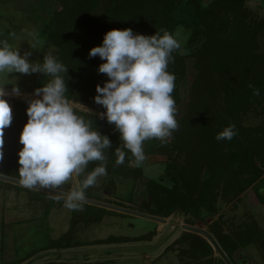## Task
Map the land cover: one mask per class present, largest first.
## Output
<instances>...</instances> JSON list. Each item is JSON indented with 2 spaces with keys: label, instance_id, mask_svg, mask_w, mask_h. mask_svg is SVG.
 <instances>
[{
  "label": "rangeland",
  "instance_id": "rangeland-1",
  "mask_svg": "<svg viewBox=\"0 0 264 264\" xmlns=\"http://www.w3.org/2000/svg\"><path fill=\"white\" fill-rule=\"evenodd\" d=\"M214 1L215 0H203L202 10H208ZM66 2L70 8H73V11L69 14L73 15L76 19L72 26L74 31L76 30L75 26L79 25L82 18L85 20L83 22L84 26H87L90 30H94L96 34L102 37H104L108 31L115 29V27L112 29L110 27L104 28L107 26L106 24L112 20L110 18L114 9H116V7H112V4H109V0H99L96 7L86 12H83L82 9H76L72 0H66ZM142 3L143 2L140 4ZM147 3L148 8H150L151 3L148 1ZM64 5L66 4L63 3L62 0H0V39L7 40L14 48L19 47L21 55L30 52L31 55L28 57L30 62L39 61L42 63L44 55H51L64 64V60L67 58L66 55H61L60 48L52 43L51 36H49V34H52L55 30V26L52 23L54 15L58 12L62 13L65 9ZM137 6L138 7L135 8L136 11H132L129 17H125L116 29L123 30L130 28L134 34H150L153 30L152 25L151 27L145 26L147 22L142 19V14L144 12L142 13L141 8H139L140 5ZM196 7V3L191 2V0H183L179 11L176 13L179 27L174 31L173 36L176 37L181 44L180 49L177 50L178 53L187 58V71L184 81L179 88L180 101L175 114V119L178 123L182 121L185 116H188L191 110L190 105L194 99H197L196 96L198 92L203 93V86L198 83L200 73L196 67L197 57L195 54L202 48L206 39L204 35L201 34L197 41L189 44V40L192 38L196 25L202 21V17ZM246 7L252 12L253 19L264 20V0H247ZM133 14L134 17H136L135 19H132ZM158 19L160 22L163 21L162 17ZM149 27L151 28L150 31H148V29H150ZM201 28L204 29L203 27ZM32 31L36 34V49L31 47L30 43H33V40L27 35V32ZM45 31H47V34H44ZM80 31L79 36L82 40V45L87 44L88 46L91 40L90 35H88L87 31L84 29ZM261 34L262 35L259 36L257 40L256 53L260 56H264V32ZM102 41L103 39H101L97 46L102 45ZM88 58L91 63L85 60L81 68H79L83 76L82 80L78 83L79 91H82L81 94L86 98H88L87 96L91 90L94 89L92 85L95 83V77L104 76L102 73L98 72V68L100 64L105 62L101 60L99 56H97L95 60L90 56ZM93 70L94 74L92 73ZM39 77L42 78V81L46 84L51 79V77L43 76L40 73L30 75L13 73L9 75V80L4 81L5 83H9L5 85L6 96L4 98L11 107L12 117L15 114L13 101L28 103L30 100L40 98L35 95V82ZM98 82L97 84L95 83L96 86L99 84ZM14 86L20 89V95L13 93L12 89ZM222 97L224 98V94H221V98ZM69 101L73 104L76 111L84 115L83 118L86 121H88L87 116L100 118V114L103 112L94 108L87 102H79L78 100L72 99H69ZM220 104L223 105V102L220 101ZM242 117L244 118L242 120V125L244 127L260 130L258 135L256 133L253 134V138H256V136H264V103L251 107L247 114ZM104 120H106V118ZM23 124L24 123L18 126L20 132H22L25 126V124ZM177 132L178 128L173 131L166 143H162L158 139L145 141L143 145L145 159L139 165L136 164L135 159L131 161L126 157L124 164L115 167L117 156L114 152L118 147L116 146L113 149H109L114 152L113 154L106 155V158L110 156V160L108 159V162L106 161L105 163L107 174L99 177L96 184L86 190V198L133 210L141 214L159 217L160 209L157 203L153 202L150 185L152 182H156L168 189L174 188L175 182L169 180L168 177V167L170 166L168 164V162H170L169 159L174 157L177 168L181 169L185 166L184 162L186 158L183 154L178 153V151L174 152L172 149L173 144L178 140ZM243 141H246V139ZM196 144L197 143H193L194 149H196ZM256 164L264 172V164H260L258 160H256ZM114 170H117V172H114ZM88 173L90 172L85 171V173L77 177V179L74 176L64 183L63 186L61 185L55 190L63 192L68 191V189L72 190L74 186L83 181L81 177H85ZM177 175L176 171L170 174L172 178H175ZM202 176H204V173ZM2 183L1 186L3 188L0 189V264H6L5 258L1 252L2 250L5 252V232L7 228H10H6V224L9 221H7L5 217H10L13 212L15 213L13 216L15 221H34L32 224L29 222L21 224L22 227L20 228L18 239L23 237L25 243L21 245H19L18 242L15 243L19 248L21 246L17 251L14 250L16 251L15 257L17 259L19 258L17 262L20 261L24 264H45L52 261H60V264H94L95 262H97L95 264H107V256L112 251L109 250L111 246L108 244L115 245L116 252H118L115 257L117 260L115 264H148L142 262V257L145 255L143 251L148 252L146 250L154 248L158 250L160 247L163 248L170 244L172 240L175 239L173 237L174 234L166 231H170L172 228L173 230H183L181 226L189 225L188 223L195 224V227L204 229L208 232L210 228L218 225L223 234L226 235L232 234L234 228L237 230L242 228V231L245 229H250L252 232L255 230L257 231L254 227L256 223L259 228H264V202L260 201L258 196V193H261L264 197V175L255 184L253 183L247 187L246 191L239 197H226L220 192L217 204L218 211L213 217H207L206 214L202 213L203 217L201 216V219H197L193 214L176 211L168 218L167 224L169 225L166 224V226L163 223L151 222L140 217L82 203L81 208L78 209V214L74 216L77 221L75 223L79 224L76 226L75 230L72 229V221L74 219L73 211L65 207V198L49 194L44 195V193L39 194V192L37 194L35 191L24 190V188L18 187L16 188L17 191L20 190L29 193V195H27L28 199L22 196L19 199L16 198L18 200L14 199V201L9 197L12 196L10 192L8 193V191L14 187L6 185L7 183ZM35 196H37L38 199H44L43 197L47 196L50 200H48V202L46 201V204L43 202V204L40 205V202L36 200ZM57 208L64 211L52 214L51 211ZM66 210H68L71 218L68 213L66 214ZM80 225L81 227L79 228ZM66 227L68 230L64 231ZM78 228L79 230H77ZM156 228L165 229L155 232ZM40 234L45 237L40 239L35 237L40 236ZM158 235H160V237H157ZM31 238L33 239L32 243ZM183 238H185L184 235L178 242L181 244L187 243ZM36 239L38 240L35 241ZM150 240L153 243L151 247L148 244H144L145 242H150ZM125 241H128V243H125ZM44 242L47 243V246H57L61 245V243H68L72 247L68 249V251L63 249L57 256L56 252L51 253L48 252V250H39L37 253L28 251V249H34L35 247L43 245ZM131 242L137 244H132ZM118 245L120 246L118 247ZM245 249H248V251L252 253L251 256L249 254L248 256L252 259L251 262H253V264L255 262L257 264H264V253L261 254L264 247L261 248L256 244L243 248L241 251H243L244 255L246 254ZM152 253H154V251ZM118 254H124V256L130 254L134 255L125 259L126 257L117 256ZM155 255L156 254H153V256ZM170 256L172 258V255ZM227 256L230 257L233 264H237V262L234 261L235 255L232 256V254L228 252ZM28 257L31 258L26 260ZM175 259H177V257ZM193 259H196V257H193ZM201 259L202 257L199 256L196 262L202 261ZM172 261H174V259ZM219 264H225V262L220 259Z\"/></svg>",
  "mask_w": 264,
  "mask_h": 264
},
{
  "label": "trees",
  "instance_id": "trees-1",
  "mask_svg": "<svg viewBox=\"0 0 264 264\" xmlns=\"http://www.w3.org/2000/svg\"><path fill=\"white\" fill-rule=\"evenodd\" d=\"M62 1L66 4L64 5L65 9L62 13H55L52 21L55 26L54 34H49V36H51L52 43L60 48L61 55L67 57L64 64L68 68V73H62L68 86L66 98L87 102L104 112L105 109L96 104L94 98L97 95L95 83L97 84L99 81L98 85L103 86L108 80L105 74L95 77V83L92 85L94 89L91 90L88 98L81 94L82 91H79L78 87L83 76L79 68L85 60L91 63L88 60L89 51L99 45L103 37L84 26L83 18L79 25L75 26L76 30L74 31L72 26L76 19L69 14L73 8L67 5L66 0ZM98 1L72 0L76 9H82L83 12L92 10L98 5ZM147 1L151 3L150 8H148ZM182 1L109 0V4H112V7H116V9L110 18L112 20L104 28L115 27L116 29L122 20L129 17L131 12H134L138 7L137 5H140L139 8L142 13L144 12L142 19L147 22L145 26L151 27L152 25L153 29L146 36L155 35L156 32L162 35V29L173 35L179 27L176 13L179 11ZM141 2L143 3L140 4ZM191 2L196 3V9L200 13L202 21L196 25L189 44L197 41L201 34L206 39L202 48L195 54L197 57L196 67L200 73L198 83L203 86V93L198 92L197 99H194L190 105L191 110L188 116L178 123V140L173 144L172 149L174 152L178 151L183 154L186 158L185 166L181 169L177 168L174 157L169 159L168 177L169 180L175 182L174 188L168 189L156 182H152L150 185L153 202H156L160 209L158 216L164 219L170 218L176 211L193 214L197 219L203 217L202 213L207 217H213L218 211L220 192L226 197H239L247 187L255 184L264 175L263 170L256 164V160L260 164H264V136L253 138V134L258 135L260 130L246 128L242 125L244 119L242 116H245L251 107L264 103V56L256 53L257 40L264 32V20L253 19L252 12L246 7L247 0H215L208 10H202L203 0H191ZM161 17L163 18L162 22L158 19ZM135 18L133 14L132 19ZM83 29L91 37L88 46L87 44L82 45L79 36L80 30ZM150 30L151 28L148 29V31ZM44 34H47V31ZM172 56L173 61L169 63L168 71L175 75V89L172 96L177 109L180 101L179 88L187 71V58L180 55L178 51H174ZM92 73L94 74V70ZM43 85L46 83L39 77L35 82V90ZM255 90H259V96L254 94ZM221 94H224V98H221ZM220 101L223 102V105L220 104ZM13 102L15 114L10 126L4 129L3 134V159L0 160V175L20 180L18 153L23 146L19 142L21 132L18 126H21L22 123L25 124L28 120L26 114L28 103ZM76 112L77 115L84 116L78 111ZM87 118L92 123L93 130L108 136L112 142L111 149L122 146L123 142L120 141L114 124H109L107 120L94 116H87ZM230 125H235L237 133L233 139L217 141L215 138L217 134ZM242 139H246V141ZM193 143H197L196 149H194ZM108 151L105 150V157L114 152L109 149ZM125 152L128 160L132 161L134 159L132 154L126 149ZM109 157L107 156L104 162L89 163L85 171L91 172L101 163L108 162ZM117 166L116 164L115 167ZM175 171L178 175L172 178L170 174ZM203 173L204 176H202ZM84 178V176L81 177L82 180ZM1 183L0 189L3 188ZM6 185L18 188L11 184ZM258 196L260 201L264 202L261 193H258ZM72 211L74 218L79 210ZM75 222L77 221L74 218L72 221L74 230L79 225ZM188 224L195 226V224ZM256 224L254 227L257 231L254 232L250 229L242 231V228L238 230L234 228L232 234L226 235L216 225L209 229V233L217 240L227 255L230 252L232 256L237 257L238 254L243 253L241 251L243 248L256 244L261 248L264 247V228L261 229ZM196 237L197 240L201 239L199 236ZM201 242L213 255L212 246L206 240L202 239ZM71 247L68 243H61L57 246H48L46 249H69ZM262 253L264 250L261 251ZM210 262L208 260V264Z\"/></svg>",
  "mask_w": 264,
  "mask_h": 264
},
{
  "label": "clouds",
  "instance_id": "clouds-1",
  "mask_svg": "<svg viewBox=\"0 0 264 264\" xmlns=\"http://www.w3.org/2000/svg\"><path fill=\"white\" fill-rule=\"evenodd\" d=\"M161 32L162 35L156 32L146 36L134 34L130 28L113 29L104 35L102 45L89 51L90 57L99 56L105 61L99 65L98 72L106 74L108 80L103 86H96L94 100L105 109L100 118L115 125L123 142L115 149L117 165L124 164L125 149L139 165L145 159V141L158 139L166 143L178 128L172 96L175 75L168 71V66L181 44L167 30ZM27 35L33 40L31 47L36 49L35 32ZM30 55V52L21 55L19 47L0 39V160L4 129L13 118L11 107L4 99L5 85L9 83L4 81L13 73L51 77L46 85L35 90L40 98L28 102V120L19 137L23 147L18 153V172L23 187L54 190L74 176L84 174L89 163L104 162L105 150L111 149L112 142L108 136L93 130L90 121L77 115L66 98L68 86L62 73H68V68L51 55L45 56L42 63L30 62ZM12 91L19 94L20 89L14 86ZM254 94L259 96V90ZM236 134L235 125H230L215 138L230 141ZM106 174V164L101 163L66 194L65 207L80 209L86 190Z\"/></svg>",
  "mask_w": 264,
  "mask_h": 264
},
{
  "label": "crops",
  "instance_id": "crops-1",
  "mask_svg": "<svg viewBox=\"0 0 264 264\" xmlns=\"http://www.w3.org/2000/svg\"><path fill=\"white\" fill-rule=\"evenodd\" d=\"M76 179H77V177H76ZM24 190H30V189L24 188ZM31 191H34V190H31ZM70 191H71V189H68V191H66V192H70ZM9 192L12 195V196H9L11 200H14V199L18 200L22 196L23 197H27V199H28L27 195H29V193H27L26 191H20V190L17 191L16 188L15 189L12 188V189H10V191H8V193ZM35 192H37V194H38V191H35ZM39 194H43V193L39 192ZM45 194L46 193H44V195ZM37 196H39V195H37ZM37 196H35V198H36V200H38L40 202V205L43 204V202L46 204V201L48 202V200H50V198H47V196L43 197L44 199H40V198L38 199ZM16 198H18V199H16ZM31 199H32V197H31ZM61 211L62 210L57 208L56 210L51 211V213L55 214V212L58 213V212H61ZM67 213L69 214L68 210H66V214ZM14 215H15V213L13 212L10 215V217H8V216L5 217L6 220L9 221L6 224V228L10 227V228H7V231L5 232V234H6L5 235V238H6L5 252H4V250H2V252H1L2 255L5 258V263L6 264H15V263L18 264L20 262V261L17 262L19 260V258L17 259L15 257V255H16V251L18 249H20L21 246L19 248V246H17L15 243L18 242L19 245L25 243L23 237H20L18 239V237L20 235L19 231H20V228L22 227L21 224L28 223V222L32 224L34 222L33 220H28V221L22 220V222L21 221H15L14 218H13ZM69 216H70V214H69ZM70 218H71V216H70ZM18 222H20V223H18ZM7 225H9V226H7ZM167 225H169V224H167ZM80 227H81V225L79 226V228ZM79 228L77 230H79ZM162 229H165V228H156L155 232L162 231ZM66 230H68L67 227H66V229L64 231H66ZM166 232L174 234L173 237L175 239H173L170 244L166 245L163 248L160 247L158 250H156V248H154V249H151V250L150 249L146 250L148 252L143 251L145 255L144 256L142 255L143 256L142 257V262L148 263V264H178V263L179 264H208V260H209V262L211 261L209 264H219L221 258L216 254L214 249H213V255H211V252H209V249H207V247L204 246L203 242H201L202 239L205 240L203 237H201V236H199L197 234H193V233L184 231V230H173V228L170 229V231H166ZM172 234H170V235H172ZM190 234H192V235H190ZM183 235L186 238V239L183 238V240H185L187 243L181 244V243L178 242V240H180ZM193 235H195V236H193ZM152 236H154V235H152ZM196 236H199L201 239L197 240L198 238ZM35 237L40 239L42 237L44 238L45 236L40 234V236H35ZM157 237H160V235H158ZM38 239H36L35 241H37ZM149 239H151V238H149ZM32 242H33V239L31 238V243ZM125 243H128V241H125ZM151 243L152 242L150 240V242H145L144 244H148L151 247V245H153V243L152 244ZM132 244H137V243H132ZM108 245L111 246V248L109 250H112V251L107 256V264H113V263L115 264V263H117V260H116L115 257H116V254L118 252H116L115 245H111V244H108ZM139 245H143V244H139ZM119 246L120 245H118V247ZM47 247H48L47 243L44 242L43 245H41L39 247H35L34 249H30V250L28 249V251H30L31 253H34V252L37 253V252H39V250L40 251L47 250L46 249ZM14 250H16V251H14ZM21 250H23V249H21ZM62 250L63 249H51V250H48V252H51V253L52 252H56V256H57L59 254V252L62 251ZM66 250L68 251V249H66ZM153 251H154V253H152ZM245 251H246L245 255H244V253H240V254L237 255V257L234 258L235 262H237V264H253V262H251L252 259H250V257L248 256V254L251 256L252 253L249 252L248 249H245ZM141 252H142V250H141ZM153 254H156V255L153 256ZM169 254L172 255V258H171V256ZM132 255H134V254L125 255V256H124V254H118L117 256H122V257L124 256V257H126L125 259H127V257L132 256ZM199 256H202L203 259H202V261L196 262L195 260ZM176 257H177V259H175ZM193 257H196V259H193ZM29 258H31V257H28L26 260H28ZM170 259H172V260L174 259V261H172ZM52 262H47L45 264H60L61 263L60 261H52ZM21 263H23V262H20L19 264H21ZM95 263H97V262H95ZM254 264H257V263L255 262Z\"/></svg>",
  "mask_w": 264,
  "mask_h": 264
},
{
  "label": "water",
  "instance_id": "water-1",
  "mask_svg": "<svg viewBox=\"0 0 264 264\" xmlns=\"http://www.w3.org/2000/svg\"><path fill=\"white\" fill-rule=\"evenodd\" d=\"M0 181L7 183V184L14 185V186L25 188L19 183L20 180H18V179H14V178H10V177L0 175ZM30 190L50 194V195L65 198V199H66V194L68 193V192H63V191H59V190H55V189L51 190V189H43V188H35V189H30ZM82 203L86 204V205H90V206H96L99 208H104V209L111 210V211H117V212H120L123 214L135 216V217H140V218L146 219V220L151 221V222L167 224V219H164V218H159V217H155V216L141 214V213L135 212L133 210L120 208L117 206L109 205L107 203L91 200L88 198H86L85 201H83ZM181 228L184 231H187V232H190L193 234H197V235L203 237L205 240L208 241V243L215 250L216 254L225 262V264H233L232 261L230 260V258L225 253V251L219 245L217 240L208 231H206L204 229H200V228L195 227V226H191V225H183V226H181Z\"/></svg>",
  "mask_w": 264,
  "mask_h": 264
},
{
  "label": "bare ground",
  "instance_id": "bare-ground-1",
  "mask_svg": "<svg viewBox=\"0 0 264 264\" xmlns=\"http://www.w3.org/2000/svg\"><path fill=\"white\" fill-rule=\"evenodd\" d=\"M16 95V94H15ZM18 95H20V94H18ZM24 95V94H23ZM6 96V95H5ZM8 96H9V94H8ZM17 96V95H16ZM26 97V96H25ZM30 97V96H29Z\"/></svg>",
  "mask_w": 264,
  "mask_h": 264
}]
</instances>
